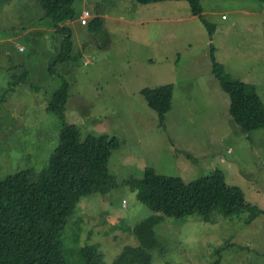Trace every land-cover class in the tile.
<instances>
[{
    "label": "rangeland",
    "instance_id": "374dc122",
    "mask_svg": "<svg viewBox=\"0 0 264 264\" xmlns=\"http://www.w3.org/2000/svg\"><path fill=\"white\" fill-rule=\"evenodd\" d=\"M204 19L186 3L139 6L136 0H74L75 61L51 66L61 37L34 0L0 8V181L20 172L39 175L58 144L60 120L47 110L63 81L69 85L64 121L82 138L110 137L117 188L83 199L61 235L66 264H85L81 250L97 248L112 264L137 248L133 228L152 216L127 185L146 170L191 183L220 171L245 201L264 212V129L242 132L230 98L212 74L211 46L226 75L253 88L264 103V5L204 0ZM104 21L103 33L82 26ZM88 23V25H89ZM51 70L54 73H51ZM25 79L12 88L13 78ZM174 85L172 111L161 122L140 91ZM191 156L192 160L188 159ZM151 264H264V216H160Z\"/></svg>",
    "mask_w": 264,
    "mask_h": 264
},
{
    "label": "trees",
    "instance_id": "16d2710c",
    "mask_svg": "<svg viewBox=\"0 0 264 264\" xmlns=\"http://www.w3.org/2000/svg\"><path fill=\"white\" fill-rule=\"evenodd\" d=\"M61 37L60 50L51 66L75 61L71 29L62 25L72 22L77 15L74 0H34ZM204 0H136L142 7L164 3H186L191 15L198 18L212 36L215 27L204 19ZM264 5V0H248ZM11 0H0V8ZM81 17V16H80ZM80 19V18H79ZM93 34L103 33L104 21L96 18L87 25ZM212 74L222 90L230 98V114L242 132L264 129V103L256 91L246 84L231 80L220 64L211 46ZM51 73H54L51 70ZM12 88L25 81L13 78ZM174 85L153 89L144 88L140 95L147 106L164 121L173 109ZM69 85L61 87L50 97L47 110L62 125L58 144L49 158L46 168L39 175L20 172L0 181V264H66L62 255L61 235L83 199L95 195L108 196L117 188L110 175L112 154L119 149L115 138H82L81 130L64 121ZM192 160L191 156H188ZM129 188L135 192L139 203L162 217L186 219L199 216L211 222L214 215L238 217L248 212L252 218L264 212L248 204L240 188L226 183L224 174L216 171L210 176L185 183L180 178L157 176L146 170L140 182L130 181ZM160 216H152L139 222L132 230L137 248L126 247L112 264H151V250H157L154 228ZM85 264H104L103 255L97 248L81 250Z\"/></svg>",
    "mask_w": 264,
    "mask_h": 264
},
{
    "label": "built area",
    "instance_id": "2783aa9c",
    "mask_svg": "<svg viewBox=\"0 0 264 264\" xmlns=\"http://www.w3.org/2000/svg\"><path fill=\"white\" fill-rule=\"evenodd\" d=\"M91 18H92V14H90L89 12L83 13V15L80 17L81 25L87 26Z\"/></svg>",
    "mask_w": 264,
    "mask_h": 264
}]
</instances>
